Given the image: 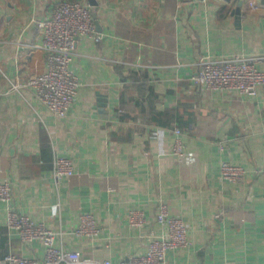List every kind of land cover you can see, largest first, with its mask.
<instances>
[{
  "label": "crops",
  "instance_id": "crops-1",
  "mask_svg": "<svg viewBox=\"0 0 264 264\" xmlns=\"http://www.w3.org/2000/svg\"><path fill=\"white\" fill-rule=\"evenodd\" d=\"M58 1L0 0V180L11 182L14 204L63 232L57 246L121 264L147 251V234L161 233L156 216L165 201L190 239L169 250L165 264H264V184L256 172L264 167V85L246 97L192 81L207 54L264 58V6L243 0L237 17L240 0H96L102 38H79L70 68L82 84L58 117L27 86L46 70L45 52L32 46ZM175 128L181 158L172 151ZM56 155L70 158L75 172L59 183ZM223 160L246 168L244 182L221 177ZM132 209L144 212L142 228L130 227ZM84 212L96 216L100 237L73 234ZM9 253L41 260L45 246L8 234L0 201V257Z\"/></svg>",
  "mask_w": 264,
  "mask_h": 264
},
{
  "label": "built area",
  "instance_id": "built-area-1",
  "mask_svg": "<svg viewBox=\"0 0 264 264\" xmlns=\"http://www.w3.org/2000/svg\"><path fill=\"white\" fill-rule=\"evenodd\" d=\"M250 6L255 8L257 5L250 2ZM38 26L42 30L43 39L40 44H34L32 47L45 52L46 70L30 75L27 86L34 90L36 98L51 112L58 117H65L82 84L70 68L79 38L88 36L99 41L102 36L97 32L91 6L79 0L58 1L51 15L39 21ZM263 59L261 56L244 54H207L198 61L199 68L192 76V81L206 90L222 92L231 89L243 96L255 97L259 88L264 85V70L258 67ZM132 65L141 66L139 63ZM20 86L21 84L14 83L12 88L18 89ZM174 132L177 137L172 151L181 158L184 157L181 130L175 128ZM52 163L56 183L63 178L74 176V163L70 158L56 155ZM256 172L264 184V167H260ZM220 174L226 181L242 183L247 170L240 164L223 160L220 164ZM0 201L4 204L8 234H17L24 243L40 240L45 246V256L41 260L9 253L0 257V264H112L110 260L98 262L92 258H84L78 251L57 246V236L64 233L54 231L43 222H35L29 215L21 212L13 202L11 182L6 178L0 180ZM156 219L161 226V233L147 234V251L144 254L132 255L121 264H165L169 250L187 248L190 245L186 223L181 217L170 213L167 202L160 201ZM128 221L130 227L142 228L147 223V218L142 210L132 209ZM101 231L102 226L96 216L92 212H84L80 214L78 226L73 234L96 239L100 237Z\"/></svg>",
  "mask_w": 264,
  "mask_h": 264
},
{
  "label": "water",
  "instance_id": "water-1",
  "mask_svg": "<svg viewBox=\"0 0 264 264\" xmlns=\"http://www.w3.org/2000/svg\"><path fill=\"white\" fill-rule=\"evenodd\" d=\"M226 2H231L232 0H225ZM89 3L91 6H93L94 8H92V13H93V16L95 18V23L98 25V22L96 21V18H97V13H96V8L95 6H97V2L96 0H89ZM254 3L257 5V6H264V0H255ZM243 5V0H240L239 1V4L238 6L236 7V9L233 11V14H236L237 17H239L241 15V7Z\"/></svg>",
  "mask_w": 264,
  "mask_h": 264
}]
</instances>
